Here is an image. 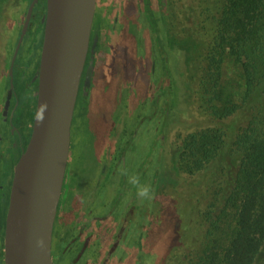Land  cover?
<instances>
[{"label": "rangeland", "instance_id": "374dc122", "mask_svg": "<svg viewBox=\"0 0 264 264\" xmlns=\"http://www.w3.org/2000/svg\"><path fill=\"white\" fill-rule=\"evenodd\" d=\"M30 1L0 0V122L6 118L4 131L0 132L3 138V143L0 140V184L6 187L5 200L0 204L2 264L9 181L7 144L11 139L7 117L13 100L20 102L30 91L24 88L27 77L36 72L34 51L28 55L25 75H20L22 65L14 71V98L5 116L3 103L11 81L7 78L11 59ZM114 1L97 2L93 27L98 31V50L87 104H77L73 114L69 155L52 230L53 263L67 264V257H54L61 245V235L63 240L67 234L69 238L74 237L76 222L98 213L101 206L95 208V203L115 197L118 186H124L129 204H136L139 198L135 188L120 174L122 166L130 175L138 174L142 183L154 189V198L142 202L145 227L139 264H209L206 259L209 253L217 261V255L222 256L233 234L234 211L228 212L210 239H202L206 226L203 214L216 197L217 210L233 186L240 155L232 144L235 135L253 111L264 114V17L258 23L259 35L251 36L243 45L253 55L249 69L255 79L251 93L243 97L245 86L236 89L239 75L236 63L229 57L230 38L225 34L230 0H162L166 21L163 28L160 26L159 31L152 33L138 15L132 24L125 16L115 15ZM39 2L42 4L43 0ZM162 32L166 36L164 46L158 41ZM29 44L30 38L20 42L21 63L31 53L30 50L26 54ZM232 46L236 52L233 43ZM163 54L168 60L166 84L170 91L168 121L162 132L161 101L152 107L150 100L164 86L165 80L159 71V57ZM224 84L229 86L226 91L231 92L228 106L234 109L229 115L218 117L214 113L215 104L221 103L214 96ZM34 105L31 98L24 101L23 132L31 125ZM206 128L218 129L224 142L210 163L189 174L180 168L178 145L185 136ZM220 187L222 190L218 192ZM98 191H102L100 196L96 194ZM88 193L91 196L87 198ZM84 199L85 205L79 209ZM113 222L115 232L119 223ZM89 230L86 224L84 233ZM78 243L79 240L75 248ZM156 251L161 254L160 259ZM263 260L264 245L254 264H262Z\"/></svg>", "mask_w": 264, "mask_h": 264}, {"label": "water", "instance_id": "95a60500", "mask_svg": "<svg viewBox=\"0 0 264 264\" xmlns=\"http://www.w3.org/2000/svg\"><path fill=\"white\" fill-rule=\"evenodd\" d=\"M31 0L21 26L12 63L34 5ZM96 0H45L42 38L36 73L35 105L29 138L8 176L7 211L3 229V264H54L51 239L71 141L73 114L89 50ZM94 45V44H93ZM90 56L83 92L90 86ZM12 96L6 91L3 115ZM47 102L42 123L36 109Z\"/></svg>", "mask_w": 264, "mask_h": 264}, {"label": "trees", "instance_id": "16d2710c", "mask_svg": "<svg viewBox=\"0 0 264 264\" xmlns=\"http://www.w3.org/2000/svg\"><path fill=\"white\" fill-rule=\"evenodd\" d=\"M230 1L225 34L230 38L229 44L231 52H229V57L231 60H234L236 68L238 69H236V73L239 75L238 80L236 79V82H238V84H236V89L240 85L245 86L242 94L243 97H246L251 93L255 84V79L249 69V59L253 55H249L245 50L246 46L244 47L243 45L251 36L256 37V35H259L260 27H258V23L264 17V0ZM144 11L145 15L142 21L145 22V26L151 33L152 31H159L160 26L161 28L164 27L166 20L163 15V9L152 12L148 11L147 6H145ZM39 15L40 8L34 7L31 21L28 24L26 35L24 37V39L30 38V44L26 46V53H29L30 50L31 53L27 54V62L25 61L24 63H21L23 59L21 56L23 46H20L14 62L12 63V74L7 76L8 80L11 79V82L14 81V71L20 69L21 65L20 75H25L26 69H24V66L27 67L32 51L39 48L42 34L39 30L40 28L34 26V23H32L33 19ZM158 41L160 45H165L166 36H164L163 32L162 36L159 34ZM232 43L234 44V47H236V52L233 51ZM241 55H243V57ZM159 64L160 75L165 80L164 86H160L159 91L152 100H150V103L153 107L159 105L161 101L162 122L160 131L163 132L168 121L170 91L168 84H166V80L169 78V67L166 55L163 54L159 57ZM152 75L154 76V74ZM228 87L227 84H224L214 96V99H217L221 103L215 104L217 108H215L214 113L218 117L229 115L234 109H231L228 106V97L231 95V92L226 91ZM26 88L30 91L24 94V97L20 102L13 100L14 91L12 90L11 99L14 103L12 104L11 111L7 117L10 123L9 131L11 134L10 142L7 144L8 155L6 162L9 167V174L30 134V127L27 131H22L21 121L24 101L27 98H31L35 101V96L31 93L36 90V81H31V76L27 77L24 89ZM89 90L90 88H88L86 95H83L84 97L82 96L84 100L78 102L81 106L87 104L86 101L87 96L89 95ZM222 94H224L225 97H221ZM5 119L6 118H3L0 122V132L4 131ZM155 120H157V117H155ZM0 140L3 143L2 136ZM128 142H130V140H128ZM223 142L224 140L221 138L220 131L213 128H206L199 133H190L185 136L178 145V160L180 168L189 174L202 169L213 160ZM232 144L234 145L236 152L240 154L239 158H237V169L234 183L231 190L223 197L222 204L217 210L215 209V205L218 202L216 197L215 201L210 202L207 209L204 211L203 216L206 221V226L203 229L202 239H210L213 236L221 221L231 209L234 211L235 228L231 238L227 241L222 256L217 255V261L210 255V253L206 255L209 264H254L262 246L264 245V114L261 115L260 112L253 111L245 126L235 135ZM0 185L1 204L5 200L6 187H3L2 184ZM219 189L218 192H221L222 188L220 187ZM156 252L157 259H160L161 254L159 255L158 251ZM0 264H2L1 261ZM262 264H264V260Z\"/></svg>", "mask_w": 264, "mask_h": 264}, {"label": "flooded vegetation", "instance_id": "af4514ba", "mask_svg": "<svg viewBox=\"0 0 264 264\" xmlns=\"http://www.w3.org/2000/svg\"><path fill=\"white\" fill-rule=\"evenodd\" d=\"M97 2L98 0H96L94 16L97 12L96 10ZM113 4H114L115 15H117L118 13L121 14L122 17L125 16L124 18H127L126 20L129 21L128 23L132 24L134 23V18L136 15H138L137 18H140V20L144 19L145 6H147L148 11L154 12V11H158L159 9H162L163 2L162 0H115ZM34 7L40 8V15L34 18L32 23H34V26L40 28L39 30L41 31L42 34L43 22L41 21V18L45 12V0L43 1L42 4L40 2L39 3L37 2L34 5ZM93 21H94V17H93ZM93 26L94 25L92 22L90 42H89V50L92 48V51L91 52L88 51L87 53V57L85 60V65L81 77L80 89L78 93L76 106L78 102L82 101L81 97L83 95L85 96L87 93V92L86 93L83 92V83H84L85 71L89 65L90 56H92L91 59L93 66L92 75L90 77V86L93 77L95 54L98 50V44H99V37L97 34L98 31ZM25 35L26 32L23 35V39ZM40 44H41V39H40ZM40 44H39V48H36L34 50V53L37 54V61H36V72L31 75V81L33 82L36 81L35 76L38 69ZM28 65L29 63L27 64V66ZM123 187L118 186L116 190L117 195L115 197L112 198L110 197L108 199L104 198L105 199L104 202H96L95 208L97 205H100L101 209L98 213L94 214L93 217L91 216L87 220L84 221L78 220V222H76L77 223L76 225L78 226L74 234V237L72 236L70 237L71 238L70 239L69 238L70 234L69 235L67 234V239L63 240V234L61 235L60 237L61 245L59 251L55 254L54 257L60 256L57 259L67 257L68 258L67 264H129V261L131 264L140 263V259H141L140 256L143 250L144 227H145L144 218H143V207H142L143 204L142 202H140V199H137L135 205L133 203L129 204L128 197H125L126 195H124ZM0 189H1V185H0ZM120 189H122V191H120ZM101 193L102 191L96 192L97 196H100ZM90 196H91L90 193H88L87 198ZM84 205H85V199L80 204L79 209H83ZM90 212L91 209H88L87 213ZM115 216L118 218L114 219ZM113 221H117V223H119L115 232L112 231V226L114 223ZM86 224L87 226L90 227V230L84 233L83 230ZM0 232H1V227H0ZM77 240H79V243L75 248V242ZM69 250H71V252H69ZM72 253L74 254L71 257ZM52 255H53V250L51 249V258ZM55 264L58 263L56 262Z\"/></svg>", "mask_w": 264, "mask_h": 264}, {"label": "clouds", "instance_id": "9594fccd", "mask_svg": "<svg viewBox=\"0 0 264 264\" xmlns=\"http://www.w3.org/2000/svg\"><path fill=\"white\" fill-rule=\"evenodd\" d=\"M47 102H41L36 109V120L38 123H42L44 119V113L47 111ZM121 175L127 178V182L135 188V195L143 201H151L154 198V189L150 184L142 183L138 174H129L128 169L122 166L119 169Z\"/></svg>", "mask_w": 264, "mask_h": 264}]
</instances>
